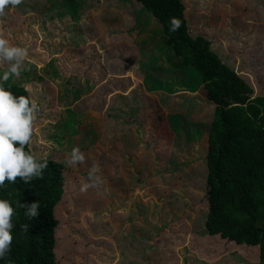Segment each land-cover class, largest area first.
I'll list each match as a JSON object with an SVG mask.
<instances>
[{
    "label": "rangeland",
    "instance_id": "obj_1",
    "mask_svg": "<svg viewBox=\"0 0 264 264\" xmlns=\"http://www.w3.org/2000/svg\"><path fill=\"white\" fill-rule=\"evenodd\" d=\"M181 1L191 34L210 42L252 98L264 97V0ZM5 12L0 36L28 56L19 78L0 85L23 87L38 106L32 154L50 153L64 166L56 262L230 264L237 256L256 264L257 249L206 233L204 157L214 107L141 5L23 0ZM73 119L80 125L69 129ZM73 148L84 161L68 166ZM94 166L101 182L81 191ZM130 241L135 248L124 249Z\"/></svg>",
    "mask_w": 264,
    "mask_h": 264
},
{
    "label": "trees",
    "instance_id": "obj_2",
    "mask_svg": "<svg viewBox=\"0 0 264 264\" xmlns=\"http://www.w3.org/2000/svg\"><path fill=\"white\" fill-rule=\"evenodd\" d=\"M134 1L161 28L171 55L180 60L182 66L193 69L206 99L214 107L204 157L208 187L206 233L241 249L243 246L257 249L256 264H264V97L252 98V88L221 61L211 50L210 42L191 34L181 0ZM77 8L73 4V9ZM172 17L181 25L176 32L170 31ZM2 86L14 96L28 97L19 85L5 83ZM67 125L71 129L80 124L73 119ZM89 135L84 139L86 142ZM59 137L63 138V134ZM30 145L31 141L25 151L32 154ZM39 155L33 156L48 163L42 178L25 184L17 177L12 184L6 180L5 187L0 189V199L8 200L14 209L10 251L0 264H58L54 253L58 227L54 209L64 194V166L51 159L50 153ZM16 201L25 205L38 202V215L27 218L26 210L17 207ZM136 206L142 207L139 203ZM141 218L151 223L148 216ZM150 234L156 235V228L150 227ZM134 243H126L124 249H134ZM121 260H125L124 253ZM243 263L247 261L237 256L234 260L233 256L230 264Z\"/></svg>",
    "mask_w": 264,
    "mask_h": 264
},
{
    "label": "clouds",
    "instance_id": "obj_3",
    "mask_svg": "<svg viewBox=\"0 0 264 264\" xmlns=\"http://www.w3.org/2000/svg\"><path fill=\"white\" fill-rule=\"evenodd\" d=\"M23 0H0V17L5 9H15ZM170 31L176 32L181 25L175 17L170 18ZM28 56L25 48L14 46L8 39L0 36V66L6 70L0 73V82H5L10 77L19 78L20 71ZM35 101L26 96H14L11 91L0 85V189L5 187V181L10 184L19 177L25 184L34 178H42L43 170L47 167L46 160H40L29 152L25 146L32 139L33 121L38 111ZM84 156L79 149L73 148L66 159L68 166L83 163ZM99 167L94 166L88 172L90 183L84 184L81 191L89 187H96L101 181L97 175ZM16 206L26 211L24 215L32 219L38 215L39 203L30 205L16 201ZM14 209L6 199H0V260L6 258L12 242L11 231L13 228L12 216ZM27 230V225L24 226Z\"/></svg>",
    "mask_w": 264,
    "mask_h": 264
},
{
    "label": "crops",
    "instance_id": "obj_4",
    "mask_svg": "<svg viewBox=\"0 0 264 264\" xmlns=\"http://www.w3.org/2000/svg\"><path fill=\"white\" fill-rule=\"evenodd\" d=\"M147 33H148V30H147ZM88 129V128H87ZM86 131V130H85ZM143 221V220H142ZM146 231H148V227H147V229H146Z\"/></svg>",
    "mask_w": 264,
    "mask_h": 264
}]
</instances>
